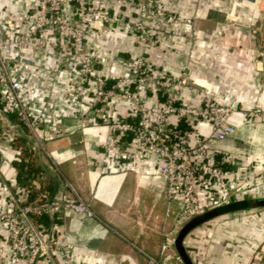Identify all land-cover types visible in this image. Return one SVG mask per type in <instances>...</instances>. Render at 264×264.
Segmentation results:
<instances>
[{"label": "crops", "instance_id": "0c3cea01", "mask_svg": "<svg viewBox=\"0 0 264 264\" xmlns=\"http://www.w3.org/2000/svg\"><path fill=\"white\" fill-rule=\"evenodd\" d=\"M160 3L184 16H194V22L184 25L188 37L167 28L149 57L159 71L174 74L190 63L197 83L210 87L219 101L238 104L240 110L233 115L236 131L218 144L249 153L259 163L264 153V118H249L246 111L264 107V62L263 68L258 63L264 51V14L260 10L264 0ZM36 11L37 0H0V40L23 33ZM216 12L226 16L217 18ZM10 13L15 14V21L7 20ZM87 42L88 48L107 56L98 67L109 83L124 74L126 61L140 52L137 36L129 27L109 26L103 33L91 30ZM58 43L54 30L46 29L4 52L21 80L29 106L58 115L57 120L49 118L41 127L46 149L58 168L44 149L31 148L27 128L16 113L1 116L0 201L24 203L78 192L95 215L71 209L55 216L58 233L74 245L73 264H148L146 253L165 264H185L171 242L184 224L179 221L180 203L174 199L169 204L166 179L154 172L157 159L149 155L143 163L147 173H141L129 159L119 157L121 149L116 142L107 144L104 115L118 117L128 111L130 102L114 98L90 107L93 79H81L73 67L57 73L47 69L49 63L69 62V51L61 50ZM26 58L32 61L29 68L22 67ZM183 96L191 104L200 103L202 97L188 87ZM162 99L157 92L149 94L150 102ZM202 130L208 133L207 123L202 124ZM6 133H12L13 140H8ZM124 138L131 141L133 137L130 133ZM22 159L33 166L40 164L42 169L31 174L19 166ZM261 199L264 176L251 192L235 195L223 211L191 229L184 244L194 264H264ZM41 217L44 223H51V216L46 222Z\"/></svg>", "mask_w": 264, "mask_h": 264}, {"label": "built area", "instance_id": "2783aa9c", "mask_svg": "<svg viewBox=\"0 0 264 264\" xmlns=\"http://www.w3.org/2000/svg\"><path fill=\"white\" fill-rule=\"evenodd\" d=\"M260 10L264 14V9ZM6 18L15 21L16 16L10 13ZM193 22L194 16L177 13L160 0H37L36 14L28 19L27 29L9 40H0V117L16 113L27 127L31 148L44 149L52 158L53 167L58 168L41 132L45 121L57 120L58 115L50 116L45 108L29 106L21 80L4 56L10 47L28 42L41 30L53 29L59 48L69 51L70 59L66 63H49L47 69L57 73L73 67L81 79H93L92 108L114 98L130 102L128 111L118 117L104 115L107 144L116 142L121 149L119 157L129 159L141 173H147L143 163L149 155L157 159L154 172L166 179L169 204L179 200L181 223L229 202L239 193H249L264 176V153L258 163L249 153L230 151L218 144L236 130L233 115L240 110L239 105L219 101L210 87L197 83L190 63L174 74L159 71L149 57L167 28L188 37L184 25ZM109 26L129 27L140 48L137 55L126 61L124 74L112 83L98 67L107 56L99 49L88 48L87 42L91 30L103 33ZM31 62L26 58L22 67L29 68ZM187 87L202 96L200 103L191 104L184 99ZM151 92L164 99L150 102ZM246 114L249 118H264V107L257 105ZM204 123L209 126L208 133L202 130ZM130 133L133 138L126 141L124 137ZM6 134L8 140H13L12 133ZM71 209L95 215L75 190L24 203L0 201V264H73L74 245L58 233L55 220L57 214ZM43 215L51 216V223L40 220ZM171 242H175L174 237ZM146 255L148 264H165L149 253Z\"/></svg>", "mask_w": 264, "mask_h": 264}, {"label": "water", "instance_id": "95a60500", "mask_svg": "<svg viewBox=\"0 0 264 264\" xmlns=\"http://www.w3.org/2000/svg\"><path fill=\"white\" fill-rule=\"evenodd\" d=\"M251 1H256V0H251ZM215 16L217 18H222L225 17L226 15L221 13V12H216ZM259 31H257V36L258 39H260V35H259ZM263 55L262 59L258 60V63L260 64V66L262 67L263 62H264V51H261V53ZM263 68V67H262ZM227 204L225 205H220L208 210H205L201 213H198L197 215H195L194 217H192L187 223H185L183 225V227L180 229L177 237L175 238V245L180 253V256L182 257L183 261L185 264H194L191 256L189 255L186 246L184 244V238L187 235V233L194 227H196L197 225L213 218L214 216H216L217 214H219L221 211H223V209L226 207ZM50 213H52V210L50 209Z\"/></svg>", "mask_w": 264, "mask_h": 264}, {"label": "trees", "instance_id": "16d2710c", "mask_svg": "<svg viewBox=\"0 0 264 264\" xmlns=\"http://www.w3.org/2000/svg\"><path fill=\"white\" fill-rule=\"evenodd\" d=\"M25 128H27V127H25ZM32 164V162H30V164H29V162H27V161H24L23 159L19 162V166L22 168V169H24V170H26V169H28L29 171H30V173L31 174H33V173H37L40 169H42V167H41V165L39 164V165H37V166H33V165H31ZM28 166V167H27ZM259 203H263L264 204V200L263 199H261L260 201H259ZM50 218V216L49 215H47L45 218L44 217H41V219H43V220H45V222L46 221H48V219ZM189 221V220H188ZM187 221V222H188ZM187 222H185V223H187ZM184 223V224H185ZM183 224V225H184ZM183 225H182V227H183ZM198 226V225H197ZM181 227V228H182ZM193 229V228H192Z\"/></svg>", "mask_w": 264, "mask_h": 264}, {"label": "bare ground", "instance_id": "6f19581e", "mask_svg": "<svg viewBox=\"0 0 264 264\" xmlns=\"http://www.w3.org/2000/svg\"><path fill=\"white\" fill-rule=\"evenodd\" d=\"M235 131H236V130H235ZM235 131H234V132H235Z\"/></svg>", "mask_w": 264, "mask_h": 264}]
</instances>
